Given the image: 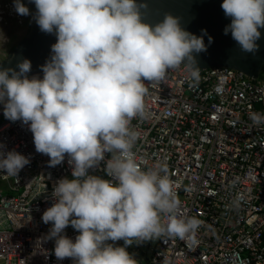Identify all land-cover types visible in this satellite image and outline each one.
<instances>
[{
	"label": "clouds",
	"instance_id": "9594fccd",
	"mask_svg": "<svg viewBox=\"0 0 264 264\" xmlns=\"http://www.w3.org/2000/svg\"><path fill=\"white\" fill-rule=\"evenodd\" d=\"M15 11L28 15L23 0H13ZM35 22L41 31L55 32L51 58L41 66L43 77H29L27 58L16 69H0V104L11 121L27 124L37 152L49 165L65 154L73 165V179L58 180L56 202L42 214L52 226L57 259L75 264H138L125 246L107 241L153 240L162 235L192 239L200 221L178 218L179 205L166 165L142 170L132 146L137 132L134 116L144 115V81H159L180 64L193 66V53L205 51L204 36L181 27L171 14L155 25L141 18L137 0H33ZM231 18L224 31L244 51L251 52L264 27V0H222ZM206 32V30H202ZM209 43L212 37H208ZM11 73V75L9 74ZM254 124L264 115L250 113ZM113 180L89 174L104 160ZM28 157L0 151V172L16 176ZM164 172V175L160 173ZM160 213H167L162 223ZM78 230L75 240L63 235L66 226Z\"/></svg>",
	"mask_w": 264,
	"mask_h": 264
},
{
	"label": "built area",
	"instance_id": "2783aa9c",
	"mask_svg": "<svg viewBox=\"0 0 264 264\" xmlns=\"http://www.w3.org/2000/svg\"><path fill=\"white\" fill-rule=\"evenodd\" d=\"M180 64L155 82L144 81V115L134 116L132 151L142 170L166 165L179 201L178 218L200 221L192 239L158 237L138 264H264V72L259 79L222 65L196 68ZM42 78L43 72L29 74ZM3 104H0V115ZM15 150L29 159L16 176L0 172V264H75L54 254L47 239L51 222L43 212L56 198L58 180L73 179L69 157L50 166L35 150L33 134L20 120L0 123V151ZM89 174L115 181L105 162ZM164 175V172L160 173ZM167 213H160L162 223ZM63 235L75 240L68 225Z\"/></svg>",
	"mask_w": 264,
	"mask_h": 264
},
{
	"label": "water",
	"instance_id": "95a60500",
	"mask_svg": "<svg viewBox=\"0 0 264 264\" xmlns=\"http://www.w3.org/2000/svg\"><path fill=\"white\" fill-rule=\"evenodd\" d=\"M23 2L29 8L28 31L0 59V69L18 71L17 64L27 58L31 61L29 75L42 72L41 66L51 58V46L57 37L55 32L40 30L34 19L36 8L33 0ZM221 3L222 0H137L144 22L155 25L165 15L171 14L179 19L182 28L197 36H204L207 47L205 51L193 53L195 67L228 66L250 78L259 79L264 70V27L259 29L261 36L256 41L257 47L251 52L242 50L231 32L225 34L224 29L231 18L225 16ZM209 36L212 37L211 43ZM142 263L145 264V261Z\"/></svg>",
	"mask_w": 264,
	"mask_h": 264
},
{
	"label": "rangeland",
	"instance_id": "374dc122",
	"mask_svg": "<svg viewBox=\"0 0 264 264\" xmlns=\"http://www.w3.org/2000/svg\"><path fill=\"white\" fill-rule=\"evenodd\" d=\"M29 28V14L20 15L15 11L13 0H0V59L13 47ZM4 114L0 115V123L6 120ZM158 239L136 242L125 245L123 240L107 241L114 246H125L127 251L138 258L151 253L154 243Z\"/></svg>",
	"mask_w": 264,
	"mask_h": 264
},
{
	"label": "trees",
	"instance_id": "16d2710c",
	"mask_svg": "<svg viewBox=\"0 0 264 264\" xmlns=\"http://www.w3.org/2000/svg\"><path fill=\"white\" fill-rule=\"evenodd\" d=\"M263 72H264V70H263Z\"/></svg>",
	"mask_w": 264,
	"mask_h": 264
},
{
	"label": "crops",
	"instance_id": "0c3cea01",
	"mask_svg": "<svg viewBox=\"0 0 264 264\" xmlns=\"http://www.w3.org/2000/svg\"><path fill=\"white\" fill-rule=\"evenodd\" d=\"M16 43V42H15Z\"/></svg>",
	"mask_w": 264,
	"mask_h": 264
}]
</instances>
